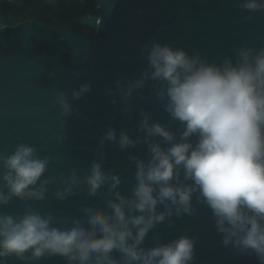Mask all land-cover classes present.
Returning a JSON list of instances; mask_svg holds the SVG:
<instances>
[{"label":"clouds","instance_id":"9594fccd","mask_svg":"<svg viewBox=\"0 0 264 264\" xmlns=\"http://www.w3.org/2000/svg\"><path fill=\"white\" fill-rule=\"evenodd\" d=\"M238 6L264 11V0H241ZM140 54L147 62L140 75L121 77L109 95L121 96L125 113L132 114L133 94L143 98L140 90L152 81L155 100L179 127L154 120L147 110L140 112L135 137L109 126L99 149L109 142L121 151L145 144L147 158L128 154L136 166L131 195L119 190L121 176L106 166L103 151L83 180L75 169L60 177L54 193L59 201L76 195L82 185L89 197L107 186V210L84 206L78 217L57 219L27 203L44 201L54 182L42 178L48 157L40 158L34 146L24 143L11 154L0 153V207L13 199L25 203L22 213L0 214V264L9 258L37 264L52 257L65 264H194L196 235L167 243L157 237L154 246H145L157 225L167 221L171 227L172 217L193 215L194 197L196 205L211 211L222 246L255 254L264 264V47L245 43L234 55L210 60L199 51L189 54L153 40L142 45ZM90 91L91 85L82 83L70 99ZM56 105L62 118L73 114L67 93L56 95Z\"/></svg>","mask_w":264,"mask_h":264},{"label":"water","instance_id":"95a60500","mask_svg":"<svg viewBox=\"0 0 264 264\" xmlns=\"http://www.w3.org/2000/svg\"><path fill=\"white\" fill-rule=\"evenodd\" d=\"M241 0H0V153L11 154L18 144L36 148L49 165L42 177L53 178L44 201L27 203L41 214L51 212L57 219L78 217L84 206L106 209L107 186L94 197L83 185L65 201L54 198L60 177L75 169L79 178L88 174L98 151L106 156V166L119 173V190L131 195L136 166L129 153L147 158L146 145L121 151L114 142L99 149L103 132L112 125L135 137L140 112L149 111L154 120L173 130L171 121L152 94L149 81L133 94L134 111H124L115 82L121 77L140 75L147 65L140 52L149 41L182 48L189 54L199 51L211 59L234 55V49L248 44L264 47V11L248 12ZM251 17V19H246ZM91 91L79 100L70 99L80 84ZM67 93L73 114L60 115L53 106L56 95ZM116 100L113 105L112 100ZM142 135V133H141ZM195 140V137H193ZM193 203L197 211L182 218L172 217L152 230L145 240L167 243L180 235H196L194 264H259L255 254H239L221 244L211 211ZM25 203L16 199L0 207V214L22 213ZM57 227L61 225L57 224ZM118 256L119 253H114ZM7 264H21L9 258ZM37 264H65L59 257Z\"/></svg>","mask_w":264,"mask_h":264}]
</instances>
